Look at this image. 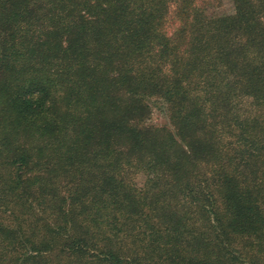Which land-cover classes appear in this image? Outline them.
Masks as SVG:
<instances>
[{"label":"trees","instance_id":"16d2710c","mask_svg":"<svg viewBox=\"0 0 264 264\" xmlns=\"http://www.w3.org/2000/svg\"><path fill=\"white\" fill-rule=\"evenodd\" d=\"M230 1L0 0V264H264V0Z\"/></svg>","mask_w":264,"mask_h":264},{"label":"rangeland","instance_id":"374dc122","mask_svg":"<svg viewBox=\"0 0 264 264\" xmlns=\"http://www.w3.org/2000/svg\"><path fill=\"white\" fill-rule=\"evenodd\" d=\"M232 12V5L230 0H222L221 8L218 10V13H231ZM159 107H162L159 104H155L152 112V116L150 119L151 125H165L168 120L166 115L160 112Z\"/></svg>","mask_w":264,"mask_h":264}]
</instances>
